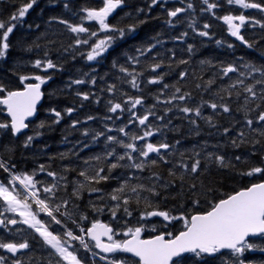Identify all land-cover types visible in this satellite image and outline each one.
<instances>
[{"label":"trees","instance_id":"trees-1","mask_svg":"<svg viewBox=\"0 0 264 264\" xmlns=\"http://www.w3.org/2000/svg\"><path fill=\"white\" fill-rule=\"evenodd\" d=\"M26 2L0 0V20L7 23L10 15ZM248 2L264 4V0ZM208 3H215L218 7L209 10L204 0H159L155 5L152 0H124L107 21L110 25L123 28V37L116 32L101 30L97 22L85 18L84 9H98L102 6V0H37L21 22H13L17 23V27L9 36L10 47L6 57L0 58V84L7 90H21L24 87L19 79L21 75H40L46 78V83L43 84V103L36 119L28 124V131L14 137L10 128L0 129V159L8 164L14 175L35 173L34 179L39 182L36 185L40 190L38 194L41 199L49 197L47 202L50 207L64 200L69 201L67 210L72 212L71 217L61 215L65 212L64 207L54 214L75 235H83L80 227L87 229L96 219L108 222L119 231L121 234L116 236L118 240L124 239L122 232L128 227L144 226L146 237L160 232L177 234L182 230L181 221L165 227L166 224L160 219L141 220V213L154 209L168 211L171 215L206 211L208 201L214 202L252 183L264 181V173L252 176L243 174L254 167L264 168V135H261L264 132V121L258 120V116L264 112V83H257L264 80V76L259 72H250L247 68V65L257 68L264 66V28L255 23L260 21L264 24V12L230 5L227 0H208ZM189 4L193 7L188 8ZM176 8H184L186 11L170 17L169 11ZM240 14L249 18V22L241 28V35L252 45L251 48L233 37L222 19L224 15ZM60 20H66L72 25L83 24L89 33L96 32L97 35L73 33ZM205 24L210 27L204 28ZM132 25H135L134 30H130ZM202 31H207L209 35H199ZM105 36L114 37L108 50L89 61L87 54L97 40ZM86 39L87 44H77V40ZM189 45L192 46L191 52L188 51ZM149 47L151 51L140 55L139 50ZM131 57L138 58L139 62H134ZM49 59L56 67L46 70L34 67L36 60L46 62ZM155 64L161 66L153 71ZM229 65L235 66L238 71L225 76L223 69ZM121 68L134 72L138 88L132 87V77L122 72ZM182 72H187L183 79L180 78ZM161 76L162 83H148L149 79ZM76 80H83L84 83L76 84ZM209 80L213 81L210 86ZM239 80H243V84L238 83ZM165 84L169 87L164 88ZM112 85L115 88L109 91ZM177 87L181 92L176 95L190 93V97L183 101L177 99L164 103ZM247 87H253L255 97L245 90ZM84 94L88 95L87 100L83 99ZM130 97L143 98V103L132 108ZM115 103H120L123 111H109ZM212 103L218 107L212 109ZM219 105L228 106L230 111L224 112ZM183 107H198L201 115L184 113L180 110ZM52 109L61 113L58 123L55 122L57 118ZM67 109L73 111L69 114ZM148 111L155 115L149 117L146 125H140L136 116H143ZM3 112L0 105V123H9ZM160 116L164 119L157 118ZM249 119L253 121L251 126L247 124ZM41 124L44 127L41 128ZM148 125H151L155 134L147 138V141L139 140L135 143L138 147L146 142L171 145L169 149L161 150L167 163L159 160L157 154H150L149 160H158L155 166L146 164L143 171L118 167L110 173L107 181L99 184L86 181L79 175L85 169L92 175L93 169L99 167H105L103 174H107V165L116 162L115 156L107 157L109 150L115 149L116 155L131 151L108 141L107 137L114 136L130 143L133 142L131 137L142 135ZM120 128H125L128 135L121 133ZM225 129L229 131L225 133ZM37 132L40 135H36ZM241 132L244 133L242 137L239 135ZM28 136L34 138L25 147ZM233 140L239 146H234ZM196 152L200 155L196 156ZM181 153L184 155L181 156ZM209 153L212 154L210 158ZM132 155L136 162L144 159L137 153ZM97 156L102 159L95 160ZM217 157L224 158L225 166L217 161ZM195 159L201 160L197 173L187 172L180 167L182 163L191 167ZM119 163L127 165L130 162L125 159ZM41 165L45 168L43 172L40 171ZM49 171L55 172L57 176H48ZM170 172H174L175 176L170 175ZM60 177H66V180ZM125 179L129 180L130 186L155 188L159 195L139 190L141 199L137 203L135 194L126 190L124 195L132 197L128 205L131 216H127L121 207L113 219L109 209L116 201H112L109 194ZM76 181L85 184L78 197L73 195ZM0 182L9 186L11 183V177L3 169H0ZM54 182L57 183V188L53 190L55 195L44 193L43 188ZM193 184L196 185L195 189H191ZM16 187L23 195L24 191L17 183ZM93 187L103 191L90 192L89 189ZM207 189L212 191L206 196L204 193ZM145 197L151 201L152 207L146 208ZM196 199L200 200L199 205L193 204ZM28 203L32 205L38 219L46 223L50 221L33 200L29 199ZM93 205L103 211H95ZM81 216H87V220H82ZM153 227L156 233L150 231ZM49 230L67 239L63 237L65 230L60 225L52 222ZM25 241L29 243V248L22 249L17 257L5 254V264H13L15 260H20L21 264H48L51 260L55 264L59 259L50 255L52 249L44 245L39 235L28 225L21 223L14 228H0V242ZM87 242L91 251L96 252L93 244ZM251 242L254 243V240ZM70 243L75 246L76 254L83 264H111L113 260H126L129 264L135 262L123 253L100 254L106 260L103 261L92 257L76 242ZM229 258L234 257L226 253L215 261L189 255L185 256L184 264H223ZM244 259L249 260L250 264H257L252 251H247Z\"/></svg>","mask_w":264,"mask_h":264},{"label":"snow or ice","instance_id":"snow-or-ice-1","mask_svg":"<svg viewBox=\"0 0 264 264\" xmlns=\"http://www.w3.org/2000/svg\"><path fill=\"white\" fill-rule=\"evenodd\" d=\"M37 0H27L23 6L19 7L15 13L10 15L7 23L3 20H0V58H5L7 55V51L10 47L8 40L10 34L17 27V23L21 22L28 11L36 4ZM159 2V0H152V4L155 5ZM124 0H102V6L98 9H84L86 12V19L89 21H95L98 23L101 30L116 32L120 37L124 35L123 28H117L116 26L110 25L108 21V17L122 4ZM204 3L208 5V9H215L218 7L217 4L212 3L209 4L208 0H204ZM228 4H236L239 5L243 9H258L264 12V4L257 2H248V0H227ZM67 7V5H65ZM191 4L188 5V8H192ZM142 11V9H141ZM186 11L184 8H176L175 10L169 11L168 15L170 17H176L179 13ZM55 19V18H53ZM223 21L228 25V30L233 37H236L248 47H252V45L245 40L244 36L241 35V28L246 23L249 22V18L245 15L240 14L237 16L233 15H224L222 17ZM17 23H13V22ZM238 21V23H236ZM62 24L68 26L69 30L73 33H89V29L84 27L83 24L72 25L69 24L66 20L59 21ZM171 23V21H169ZM256 24H259L260 27L264 28V24H261L260 21H255ZM210 25L205 24L204 28H208ZM135 25L130 26V30H134ZM90 36H96V32H90ZM183 35H187L184 33ZM201 36H208L209 33L207 31H202L199 33ZM114 39L113 36H107L105 39H100L98 43H95L92 47L91 52L87 54V59L89 61L95 59L97 56H100L104 51L107 50V47L110 46V42ZM88 43V40H77V44L79 43ZM151 47H155L152 45ZM151 47L139 50L140 55L146 54V52L151 51ZM188 51H192V46L189 45ZM134 62L138 63V58L131 57ZM180 63H187V61H180ZM161 65L155 64L152 68L153 71L158 69ZM34 67L36 68H45L52 69L56 67V65L52 62V60H47L46 62H42L40 60H36L34 63ZM247 68L250 72H259L262 76H264V66L260 68L255 67L254 65H247ZM122 72H126L129 76L132 77L131 85L133 88H138L139 85L136 82V75L134 72H128V69L121 68ZM238 69L229 65L228 67L223 69V75L227 76L229 73L237 72ZM187 75V72L180 73V78L183 79ZM244 75V73H241ZM20 82L24 85L22 90H7L4 85L0 84V105L6 106L7 113L11 117L10 123H0V129H8L11 128L12 133L14 135L19 134L23 129L28 128V123L26 121L28 118L33 117L36 114L37 104L42 99L44 93L41 91V86L46 83V78L40 75L35 76H27L21 75L19 77ZM47 79H51L48 77ZM35 81L25 83V81ZM163 77L152 78L148 80L150 84L162 83ZM76 84L84 83L83 80L74 81ZM95 83V80L92 81ZM213 83L212 80L208 81L209 86ZM238 83L243 84V80H239ZM257 83H264V80L257 81ZM169 85L165 84L164 88H168ZM199 87V85H197ZM235 87V85H233ZM115 88V85L110 86L109 91H112ZM251 96L255 97L256 93L253 91V87H247L245 89ZM181 89L177 87L175 89V93L170 97V99L165 100L164 103H171L173 100H185L190 97V93H184L180 95H176L180 93ZM89 97L87 94L83 95V99L87 100ZM131 103V107L135 108L137 105H141L143 103V98H129ZM212 109H216L218 105L216 103L210 104ZM219 107L223 108L224 112L230 111L229 107L226 105H219ZM117 110L123 111L122 105L120 103H115L109 109L112 113L117 112ZM184 113H192L194 112L196 116L201 115L200 108H189L183 107L180 109ZM56 119V123L59 122L61 118V113L56 111L55 109L51 110ZM69 114L73 111V109L66 110ZM167 111H171L168 109ZM155 115L152 111H148L143 116H136V120L140 125H146L149 120V117ZM160 120H163L164 117H157ZM89 119H93L89 117ZM209 122H210V118ZM259 121H264V112L258 116ZM195 123V121H192ZM247 124L251 126L253 121L251 119L247 120ZM40 127H44L43 124ZM119 131L128 135L125 132V128H120ZM229 129H225V133H227ZM155 132L151 129V125L147 126V130L143 131L142 135L132 136L131 139L133 142L125 143L122 140H119L117 137L108 136L107 140L110 142H114L124 149H129L131 151L125 152L123 155H116L115 149L109 150L107 152V157L111 158L115 156L116 162L109 163L107 165L108 172L105 173V167H99L93 169L92 175L88 174V170L85 169L79 173L80 176H83L86 181L94 182L99 184L102 181H107L110 178V173L117 169L118 167H127L134 168L140 171H143L146 167V164H151L155 166L158 163L157 159L149 160L150 154H157L159 160H164V157L161 155V150H167L171 145L167 143L154 144L151 142H146L142 146H137L135 141L144 140L147 141V138L153 136ZM36 135H40L39 132ZM102 135V133H101ZM241 137L244 135L243 132L239 134ZM261 135H264V132H261ZM33 136H28L27 141L25 143V147L33 140ZM179 141H177V144ZM234 146H239L237 141H232ZM258 143V141H257ZM132 153H137L139 157H143L144 159L140 162H136V158L133 157ZM184 154L181 153V156ZM196 156L200 154L198 152L195 153ZM212 154H208L210 158ZM99 161L102 158L97 156L94 158ZM127 159L130 163L127 165H122L119 162ZM237 160L240 157H236ZM217 161L222 165H224V158L217 157ZM164 162H168L164 160ZM87 164L88 161H85ZM201 160L195 159L191 167L187 164H181L180 167L187 172H191L193 174L197 173L200 170ZM14 167V165L12 166ZM0 169H3L5 172L11 173V169L8 164L0 159ZM40 171H45L43 165L40 166ZM257 173H264V168L254 167L247 173H243L244 175L252 176ZM103 174V175H102ZM47 175L55 178L57 174L55 172H47ZM170 175L175 176L174 172H170ZM35 173L32 175L23 174V175H11V183L9 185H5V183L0 182V199H2L5 204V210L8 212L18 213L20 217H22L21 221H17L16 219H8L7 224L16 225L18 222L28 225L32 228L38 235L39 238L42 239L44 245H47L52 250H54L50 255L59 257L56 260L55 264H83V261L80 257L77 256L75 251V246L71 245L72 240H76L80 242V245L91 251V247L89 243L85 240V235L90 237L91 241H94L95 248L101 249L104 253H116L123 252L129 253L133 257L138 258L134 264H184L185 254H192L196 258H200L204 254L212 255L215 253L221 252V250H230L231 253L235 256L234 264H245V261L241 258L246 251H255L258 250L260 252H264V246L257 245L253 242H250L249 237H259L264 239V181L258 183H252L250 186L246 188H242L240 190L235 191L234 193L227 194L222 196L221 198L213 201H208V208L206 211H197V212H189L187 214L181 213L179 215H171L168 211H159L152 210L141 213L140 219L144 220L150 217H162L165 221H181L182 222V230H180L177 234H173L172 232H160L154 236L149 238H144L143 233L145 232L144 226L138 227H128L125 231H123V235L128 237L127 239L118 240L115 239L116 236L121 233L115 230L110 224L104 223L99 219L93 220L91 222V226L87 229L80 227V232L84 235H75L72 230H66L63 232V237L67 239H63L60 233H54L49 230L50 224L54 222L57 225H61L62 221L57 218L54 213H59L61 207L65 208V212L61 213L63 216L71 217L72 212L68 209V200H64L61 204H56L54 207H50L48 199H41L39 196V189L36 188L38 181L34 179ZM159 177H157L158 179ZM182 178V177H181ZM61 180H66V177H60ZM19 182V185L25 190L23 195L20 191L17 190L16 182ZM76 187L73 190L74 196H79L80 191L85 188V184L76 181ZM66 187V185H65ZM57 188V183H52L51 186H45L43 188V192L46 194L55 195L54 189ZM196 185H191V189H195ZM127 191L135 194L136 202L139 203L141 197L139 190H146L151 192L153 195H159L156 192L155 188H147L145 189L143 185L130 186L129 180L125 179L123 183L116 189L110 193V199L112 201H116V204L112 206L109 210L111 212L112 218H116L117 212L123 207V211L127 216H131V212L129 211L128 205L132 199L131 196H125L124 193ZM90 192L101 193L103 190L100 188H90ZM212 190L207 189L204 195H208ZM103 199V196L100 197ZM29 199H32L36 205H38L40 212L46 213L50 218L49 222H44L38 219L37 213L32 210V205L28 203ZM146 208L152 207L151 201H149L146 197L144 198ZM194 205H199L200 200L196 199L193 201ZM93 208L97 212H102V208H97L93 205ZM82 220H87V216H81ZM75 223V221H73ZM0 225H5V220L0 219ZM167 227V225H165ZM153 232L156 231L155 227L151 229ZM107 242H105V239ZM0 248L6 249L8 252L16 254L22 249H28L29 243H4L0 242ZM73 248V250H69ZM0 264H4V258L0 257ZM13 264H21L20 260H15ZM48 264H52V261L49 260ZM111 264H129L126 260L115 261L113 260Z\"/></svg>","mask_w":264,"mask_h":264},{"label":"water","instance_id":"water-1","mask_svg":"<svg viewBox=\"0 0 264 264\" xmlns=\"http://www.w3.org/2000/svg\"><path fill=\"white\" fill-rule=\"evenodd\" d=\"M22 90V89H21ZM41 91H42V86H41ZM42 102H43V97H42V99L40 100V102L37 104V110H36V114L33 116V117H30V118H28V120L26 121V123H29V122H31V121H33L36 117H37V115H38V110H39V108H40V106L42 105ZM2 107L5 109V112H4V115L9 119V122L11 121V117L9 116V114L7 113V110H6V106H4V105H2ZM27 130H28V128H26V129H23L19 134H16V135H14L13 133V136H15V137H17V136H19V135H21V134H23V133H25V132H27ZM12 131V130H11ZM159 218H161V219H163L162 217H159ZM164 220V219H163ZM2 225H0V227H1ZM87 238H88V240H90L91 241V239H90V237H88L87 236ZM250 238H253V237H249V239ZM105 239V242H107V239L106 238H104ZM91 242H93L94 243V241H91ZM96 250L99 252V253H103V254H112V253H104L101 249H98V248H96ZM7 251V250H6ZM224 251H230V250H227V249H225V250H221V252H219V253H222V252H224ZM8 252V251H7ZM10 253V252H9ZM11 254H13V253H11ZM125 255H127V256H129V257H132V258H134V259H138V258H135V257H133L131 254H129V253H124ZM185 255H188V254H185ZM204 255H208V254H204ZM215 254H212V255H208V256H211V257H213Z\"/></svg>","mask_w":264,"mask_h":264},{"label":"flooded vegetation","instance_id":"flooded-vegetation-1","mask_svg":"<svg viewBox=\"0 0 264 264\" xmlns=\"http://www.w3.org/2000/svg\"><path fill=\"white\" fill-rule=\"evenodd\" d=\"M0 203H1V206H0V216L6 222L7 219L5 218V215L9 214V212L5 210L6 207H3L4 206V202H2L1 199H0ZM254 243L257 244V245L264 246V239H261L259 237H256L254 239ZM253 253L255 255V261L257 262V264H264V252H260L258 250H255V251H253ZM245 254L242 256V258H244ZM247 264H250L249 263V260H247Z\"/></svg>","mask_w":264,"mask_h":264},{"label":"rangeland","instance_id":"rangeland-1","mask_svg":"<svg viewBox=\"0 0 264 264\" xmlns=\"http://www.w3.org/2000/svg\"><path fill=\"white\" fill-rule=\"evenodd\" d=\"M116 11V10H115ZM114 11V12H115ZM113 12V13H114ZM112 13V14H113ZM111 14V15H112ZM110 15V16H111ZM107 36H105V37H103L102 39H105ZM99 42V40H97V43ZM107 50H108V47H107ZM106 50V51H107ZM106 51H104L102 54H104ZM101 54V55H102ZM2 200V199H1ZM3 201V200H2ZM4 202V201H3ZM3 207H6V204H5V202H4V206ZM5 218L8 220V219H16L17 221H21L22 220V217H20L19 216V214L18 213H13V212H9V214H7V215H5ZM144 220H146V219H144ZM17 224H21L20 222H18ZM16 224V225H17ZM16 225H11V224H8V226H11V227H15ZM123 233V232H122ZM1 249V252H2V257L4 258V255L5 254H7V255H9L8 253H6L5 252V249H2V248H0ZM54 251V250H53ZM18 255H16V257H17ZM234 261H235V258H229L228 260H226L223 264H234ZM66 263V262H65ZM246 263V262H245ZM4 264H5V259H4Z\"/></svg>","mask_w":264,"mask_h":264}]
</instances>
